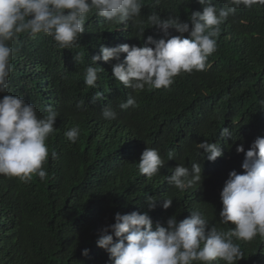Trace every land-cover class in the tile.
<instances>
[{"label":"trees","instance_id":"16d2710c","mask_svg":"<svg viewBox=\"0 0 264 264\" xmlns=\"http://www.w3.org/2000/svg\"><path fill=\"white\" fill-rule=\"evenodd\" d=\"M217 12L232 7L227 0H211ZM197 0H143L139 25L105 23L93 11L85 32L69 49H61L43 33L26 34L9 42L13 48L12 71L4 95H17L33 104L38 117L52 106L58 117L56 131L46 140L49 158L43 164L47 177L23 183L18 178L0 176V264H111L105 250L96 244L104 227L113 224L116 213L147 212L153 226H166L176 216L178 222L198 211L209 228L228 231L234 225L219 223L220 193L231 171L242 172L243 153L259 136H264V3L251 7L242 3L219 26L216 51L203 71L181 73L168 89L134 91L112 77L116 61L92 64L101 45L121 44L141 47L147 36L165 38L147 23L156 12L188 21L192 12H202ZM145 29L144 37L139 28ZM172 35H177L175 32ZM187 37V34H185ZM121 55V61L124 56ZM78 59H75L77 58ZM88 66L100 67L97 88L84 83ZM101 92L104 98L93 103ZM136 107L121 110L129 97ZM78 107L77 105H80ZM110 107L115 120H106L102 110ZM79 126L75 144L64 132ZM228 127L232 139L220 133ZM219 142L224 155L209 162L196 144ZM158 150L165 166L147 179L137 164L147 148ZM55 151L57 157L52 158ZM174 160H168V153ZM202 167V180L183 191L167 183L177 164ZM173 199L164 210L162 200L149 211L146 199ZM243 256L236 264H264V237L236 240ZM89 249L87 257L82 255ZM215 264H225L218 260Z\"/></svg>","mask_w":264,"mask_h":264},{"label":"clouds","instance_id":"9594fccd","mask_svg":"<svg viewBox=\"0 0 264 264\" xmlns=\"http://www.w3.org/2000/svg\"><path fill=\"white\" fill-rule=\"evenodd\" d=\"M197 2L206 6L202 12H192L186 22L172 16L162 19L156 12L147 17L151 28L165 38L156 40L147 36L141 47L127 43L114 47L101 45L99 54L91 58L92 64L116 61L112 65V77L134 91L168 89L182 72L203 71L208 57L216 51L213 37L218 35L219 26L241 3L251 7L256 0H227L233 6L219 12L211 0ZM155 3L159 4L160 0ZM142 7L143 0H0V93L7 91L12 71L13 48L9 42L23 34L34 38L43 33L59 48L69 49L85 32L86 20L93 11L105 23L120 24L126 29L129 21L134 25L142 23L136 19ZM173 32L177 35H172ZM139 33L144 37L145 29L140 27ZM122 54H126L123 61ZM102 70L88 66L85 85L97 88L98 72ZM103 98V93L97 92L92 102ZM82 103L77 106L81 107ZM136 106L131 96L118 105L121 110ZM46 113L38 117L35 106L17 95L8 94L0 99V176L18 178L23 183L33 176L41 181L46 179L47 172L42 167L49 158L46 140L56 131L58 112L48 106ZM102 115L106 120L117 117L110 107L103 108ZM79 135L78 125L64 132L72 144L77 142ZM220 137L225 141L232 139L231 130L223 128ZM196 146L209 162L224 155L219 142L205 140ZM236 152L244 154L242 172L229 173L220 193L222 209L219 214V223L234 227H229L228 231L215 226L209 228L198 211L179 222L172 216L167 219L166 226L157 223L155 228L147 212L116 213L115 222L104 227L96 241L108 254L111 264H215L218 260L236 264L243 253L234 238L247 242L258 235L264 237V136L257 137L247 151L243 144L238 145ZM51 156L55 159L57 153L53 151ZM174 158V153L169 151L168 160ZM137 166L142 176L151 179L165 163L157 149L147 147ZM166 179L169 185L183 191L202 180L201 164L192 163L191 168L177 164ZM161 200L164 210L173 204L171 198L148 196L149 211ZM88 254L89 249L82 251L83 256Z\"/></svg>","mask_w":264,"mask_h":264}]
</instances>
